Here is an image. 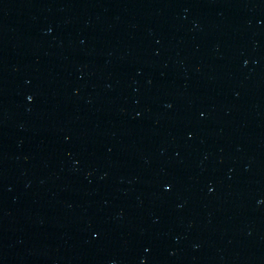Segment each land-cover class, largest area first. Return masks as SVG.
<instances>
[{
	"label": "water",
	"instance_id": "1",
	"mask_svg": "<svg viewBox=\"0 0 264 264\" xmlns=\"http://www.w3.org/2000/svg\"><path fill=\"white\" fill-rule=\"evenodd\" d=\"M0 264H264V0H0Z\"/></svg>",
	"mask_w": 264,
	"mask_h": 264
}]
</instances>
